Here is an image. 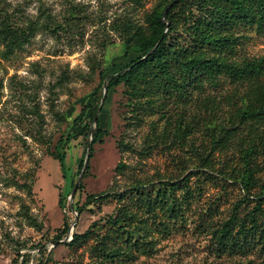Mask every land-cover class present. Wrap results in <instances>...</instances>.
<instances>
[{
    "label": "rangeland",
    "instance_id": "374dc122",
    "mask_svg": "<svg viewBox=\"0 0 264 264\" xmlns=\"http://www.w3.org/2000/svg\"><path fill=\"white\" fill-rule=\"evenodd\" d=\"M158 2L0 0V19L38 27L30 43L10 57L3 56L0 44V264H264V228L254 238L248 232L252 243L242 250L223 248L216 235L233 213L246 216L258 200L263 212L256 215L264 217V153L254 160L260 169L252 183L242 182L240 144H251L254 133L237 129L222 146L219 141L228 134L212 129L228 126L236 85L207 86L187 104L130 99L124 84L105 101L106 87L99 89L103 69L115 72L137 56L125 53L124 25H145ZM213 11L177 7L175 15L184 26ZM231 29L240 37L235 60L264 56V31L251 25ZM90 105L101 107V127L109 133L94 145L89 170L81 176L96 124L90 122V110L75 119ZM57 149L65 156L68 178L54 156ZM78 181L83 189L71 197ZM137 182L154 196L174 184L178 217L157 209L156 217L146 214L149 226L155 221L152 228H110L107 220L124 204L115 193ZM89 194L108 196L79 215L76 206ZM60 196L66 197L64 207ZM155 218L165 226L157 228ZM65 220L76 221L75 228L55 245ZM91 225L89 235L68 244L75 230L83 233ZM101 242L121 248L122 254L106 256L97 248Z\"/></svg>",
    "mask_w": 264,
    "mask_h": 264
},
{
    "label": "trees",
    "instance_id": "16d2710c",
    "mask_svg": "<svg viewBox=\"0 0 264 264\" xmlns=\"http://www.w3.org/2000/svg\"><path fill=\"white\" fill-rule=\"evenodd\" d=\"M177 7L185 8L189 13H193L195 8L205 7H211L214 11L209 18L194 19L182 26L180 24L182 19L175 15ZM234 25H251L263 32L264 0H159L147 13L145 25L135 22L124 25V43L127 47L125 53L137 56L115 72L108 73L103 69V83L101 82L99 89L102 90L106 83L105 101L112 89L124 84L130 99L145 97L152 100L154 97H161L187 104L197 101L207 86L218 87L224 81L236 85L234 95L237 101L232 102V110L227 113L228 126L214 125L212 129L228 134L223 141H219L222 146L230 141L237 129L248 127L249 131L254 133V138L250 140L251 144L245 145L244 142L240 144L243 162L242 182L248 186L260 169L254 164V160L260 153H264V127H262L264 126V56L246 58L242 61L232 57L240 42V37L231 29ZM37 28L33 22L24 27L14 24L8 17L0 19V44L4 47L3 56L7 58L16 51L22 50L30 43ZM240 87H243V90ZM195 94L197 95L194 96ZM207 98L205 97L204 101H210L206 100ZM215 107L217 106L212 107V111ZM99 108V105L84 106L80 116L75 119L79 122L90 110V122L96 124L95 129L90 133L92 136L90 158L93 156L94 145L100 141L103 134L109 133L107 129L101 127L99 117L95 120ZM85 127L90 130V124H86ZM214 141L218 142V139L214 138ZM54 156L63 167L64 154L57 149ZM83 164L84 160L81 167ZM124 166V163H120L117 167L118 171H122ZM87 170H89L88 166ZM63 171L64 176L68 178L64 167ZM71 186L73 187L74 184L72 183ZM144 187V183L137 182L126 190L115 193L119 201L124 204L117 216L109 217L107 220L110 228H139L137 231L152 228L155 221L149 226L146 214L152 217L157 209L178 217L180 208L171 193L174 184L160 188L155 196ZM78 189H83V185L80 184ZM107 196L108 194H89L83 205L76 206V211L81 215L85 207ZM127 197H132V202H127ZM65 198L60 196L61 207H64ZM134 206H138L137 211L134 210ZM256 212H263L260 200L253 212H249L244 217L236 212L233 213L217 231L219 245L225 249L242 250L247 244H251L252 240L248 239L247 233L249 232L254 238V235L264 228V217H258ZM156 223L157 228L165 226V222ZM92 227L89 226L83 233L75 230L68 244L73 245L89 235ZM235 227L238 228L236 233L233 232ZM70 228L71 224L65 220L56 239L61 241L62 236L70 232ZM241 237L243 239H240ZM97 248L111 258L122 254L121 248H110L104 242L98 244ZM38 264L44 263L41 260Z\"/></svg>",
    "mask_w": 264,
    "mask_h": 264
},
{
    "label": "water",
    "instance_id": "95a60500",
    "mask_svg": "<svg viewBox=\"0 0 264 264\" xmlns=\"http://www.w3.org/2000/svg\"><path fill=\"white\" fill-rule=\"evenodd\" d=\"M105 87H106V83H105ZM100 111H101V107L99 108V110H98V112H97V114H96V116H95V120L98 119L99 114H100ZM90 152H91V143H89V145H88V150H87L86 158H85V160H84V167H83V170H82V172H81V176L84 174V171H85V169H86L87 166H88V163H89V160H90ZM79 183H80V181H78V182L76 183V185H75V187H74V190H73V193H72V196H71V197H73V194H74L75 191L77 190ZM75 225H76V221L71 225L70 232H73V230H74V228H75ZM60 242H61V241H58V240H57V241H54V244L56 245V244H59Z\"/></svg>",
    "mask_w": 264,
    "mask_h": 264
}]
</instances>
